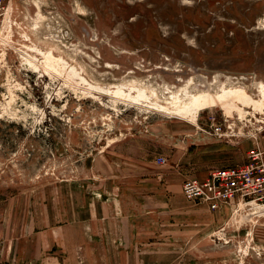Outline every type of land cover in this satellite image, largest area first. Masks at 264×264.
I'll list each match as a JSON object with an SVG mask.
<instances>
[{"label": "rangeland", "instance_id": "rangeland-1", "mask_svg": "<svg viewBox=\"0 0 264 264\" xmlns=\"http://www.w3.org/2000/svg\"><path fill=\"white\" fill-rule=\"evenodd\" d=\"M6 8L0 264H264V207L236 201L212 211L183 194L187 179L243 164L264 146V106L203 109L196 122L152 107L224 88L258 98L264 0ZM119 87L143 88L151 100L123 102Z\"/></svg>", "mask_w": 264, "mask_h": 264}, {"label": "built area", "instance_id": "built-area-1", "mask_svg": "<svg viewBox=\"0 0 264 264\" xmlns=\"http://www.w3.org/2000/svg\"><path fill=\"white\" fill-rule=\"evenodd\" d=\"M6 16V0H0V24ZM221 130L216 127L215 134L222 136ZM183 194L188 201L206 203L212 211L236 201L264 207V146L251 149L243 164L212 170L204 179H187Z\"/></svg>", "mask_w": 264, "mask_h": 264}, {"label": "bare ground", "instance_id": "bare-ground-1", "mask_svg": "<svg viewBox=\"0 0 264 264\" xmlns=\"http://www.w3.org/2000/svg\"><path fill=\"white\" fill-rule=\"evenodd\" d=\"M5 38V37H4ZM36 50H38V49H36ZM40 52V51H39ZM49 52V51H48ZM43 53V52H42ZM48 54V53H47ZM43 55V54H42ZM47 56V55H46ZM45 56V57H46ZM53 57V56H52ZM52 57H48V61H49V64H51V65H49V66H52V63H51V60H54L55 58H52ZM29 59V58H28ZM44 60V59H43ZM64 60V59H63ZM30 61V60H29ZM32 61V60H31ZM33 61H35L34 59H33ZM33 61H32V63H33ZM47 62V61H46ZM46 62H45V64H44V66L45 65H47L46 64ZM54 62V61H53ZM35 63V62H34ZM58 63V62H57ZM65 63H67V62H65ZM63 64V65H66V64ZM62 64V63H61ZM54 65H55V63H54ZM53 65V66H54ZM111 65V64H110ZM43 66V67H44ZM49 66H48V68H49ZM56 66V65H55ZM54 66V67H55ZM46 67V66H45ZM44 67V68H45ZM57 67V66H56ZM60 67H61V65H60ZM60 67H58V68H60ZM63 67H66V66H63ZM71 68V67H70ZM69 68V69H70ZM50 69H52V67L50 68ZM49 69V70H50ZM61 69V68H60ZM72 69V68H71ZM75 69V68H74ZM73 69V70H74ZM54 70V69H53ZM63 71H61V72H64V69H62ZM60 71V70H59ZM81 71H82V69H81ZM53 72V71H52ZM56 72H58V71H56ZM67 72H69V71H67ZM76 73H78V71L76 72ZM60 75V74H59ZM73 75H74V79H75V77H76V74H74L73 73ZM52 76V75H51ZM62 76H63V74H62ZM78 76H79V74H78ZM70 77V76H69ZM68 77V78H69ZM80 77V76H79ZM83 77V76H82ZM8 78V77H7ZM50 78H52V77H50ZM65 78V77H64ZM67 78V79H68ZM78 78V77H77ZM61 79V78H60ZM71 80V79H70ZM69 80V81H70ZM76 80V79H75ZM190 80H192V79H190ZM189 80V81H190ZM216 80V79H215ZM68 81V80H67ZM68 81V82H69ZM73 81V80H72ZM71 81V82H72ZM81 81V80H80ZM86 82L87 81H85L84 82V84H86ZM133 82V81H132ZM132 82L131 83H129V84H132ZM135 82V81H134ZM77 83V82H76ZM75 83V84H76ZM89 83V82H88ZM87 83V84H88ZM137 83H139V82H137ZM141 83V82H140ZM193 83V82H192ZM83 84V83H82ZM127 84V83H126ZM136 84V83H135ZM134 83H133V85H135ZM77 85H79V82H78V84ZM190 86H191V83L189 84ZM189 85H188V87H189ZM64 86H66V85H64ZM90 86H91V84H90ZM89 86V87H90ZM94 85H92V87H93ZM99 86V85H98ZM111 86V85H110ZM119 86V85H118ZM123 86H125V85H123ZM9 87V86H8ZM87 87V86H86ZM92 87H91V89H92ZM95 87V86H94ZM109 87V86H108ZM116 87V86H115ZM130 87V86H129ZM132 87V86H131ZM223 87V86H222ZM19 88V87H18ZM77 88V87H76ZM96 88V87H95ZM94 88V89H95ZM98 88H100V87H98ZM104 88H105V86H104ZM122 87H119L118 89H116V91H115V95L118 97V99L120 100H122L123 102L125 101V102H131V103H135L136 105H137V103H140V102H142L143 100H151V96L147 93V91L145 90V89H143V88H131V92H132V90H135L136 91V95L134 96V95H132L131 94V92L130 91H128V92H125L124 90H122L121 89ZM10 89V88H9ZM101 89H102V87H101ZM100 89V90H101ZM154 89V88H153ZM73 90H74V88H73ZM76 90V89H75ZM96 91L98 90V89H95ZM105 90V89H104ZM110 90V89H109ZM128 90V89H127ZM183 90V89H182ZM99 91V90H98ZM151 91H154L155 92V90H151ZM211 91V90H210ZM82 92V91H81ZM108 92V91H107ZM107 92H105V93H107ZM114 92V91H113ZM149 92H150V89H149ZM10 93H11V91H10ZM83 93V92H82ZM101 93V92H100ZM153 93V92H152ZM158 93V92H157ZM191 93V92H190ZM194 93V92H193ZM251 93V92H250ZM258 93H259V97L258 98H254V97H252L246 90H245V88H235V89H227V88H224L221 92L219 91L218 93H216L215 92V94L214 93H212V92H200V93H197V94H190V99H189V101L188 102H184L183 104H181V105H175V107L171 110L170 108H168V107H164V106H161V105H157V106H153V102H152V107H158V109H161V110H163V112H167V114H174V116H177L178 118H180V119H183V120H190V121H195L196 122V120H197V118H198V116L200 115V113H201V110H203V109H208V108H223V110H225L226 111V106L229 104V103H231V104H233V105H235V106H237V107H239V105L238 104H241V105H243V106H251V107H253L255 110H259V109H262V107L264 106V83L263 82H260V84H259V86H258ZM14 94V93H13ZM88 94H90V93H88ZM102 94V93H101ZM110 94H111V92H110ZM153 94H155V93H153ZM92 95V94H91ZM90 95V96H91ZM109 95V94H108ZM112 96H115V95H113V94H111ZM110 95V96H111ZM11 96H12V94H11ZM94 97H95V95H93ZM92 96V97H93ZM111 96V97H112ZM93 97V98H94ZM96 99L98 98V96L97 97H95ZM94 98V99H95ZM113 98V97H112ZM10 99H11V97H10ZM114 99V98H113ZM115 99H117V98H115ZM117 99V100H118ZM8 103V102H7ZM155 103V102H154ZM157 103V102H156ZM146 103H144V105H145ZM155 105V104H154ZM10 106V105H9ZM130 106V105H129ZM147 106V105H146ZM148 106H149V104H148ZM3 107V106H2ZM151 107V106H150ZM144 108V107H143ZM240 108V107H239ZM147 109V108H146ZM149 110V109H148ZM151 110V109H150ZM154 110V109H153ZM160 111V110H159ZM158 111V112H159ZM239 111H241V110H239ZM243 112V111H242ZM241 112V113H242ZM260 112H261V110H260ZM262 112H263V110H262ZM45 116V115H44Z\"/></svg>", "mask_w": 264, "mask_h": 264}]
</instances>
